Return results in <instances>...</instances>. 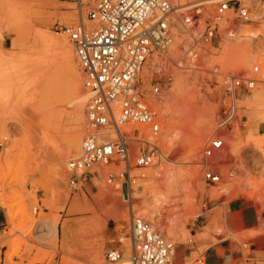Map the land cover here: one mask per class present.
<instances>
[{"label":"rangeland","instance_id":"rangeland-1","mask_svg":"<svg viewBox=\"0 0 264 264\" xmlns=\"http://www.w3.org/2000/svg\"><path fill=\"white\" fill-rule=\"evenodd\" d=\"M50 1L59 6L60 11H72L77 17L75 23L78 22L79 18L74 11L73 3L68 0ZM256 2L264 7V0H256ZM232 19L234 16H231L229 21ZM198 25L199 27L196 26L188 35H183L181 29L178 30L181 35L177 46L171 47L161 56L152 55L150 60V62H163L161 69H154L153 76V80L161 86V92L158 95L146 96L149 104L152 100L156 101L155 107L151 106V108L156 112L161 124L160 133L155 136L160 138L159 150L168 159L176 160L177 166L186 169V178L180 182V188L183 189V185L190 182L189 179L194 180L193 186H196L194 188L203 187L199 194H195V197H198L195 210L178 226L182 227L179 228L180 231L187 234L186 239L176 243L173 239L166 238L172 240L176 244V252L181 253L179 264H204V255L213 247L221 248V253L228 258L224 259L226 260L224 264H264V105L258 103L252 107L247 105L248 99L257 90L264 89V82H258L249 90L241 88L236 92L238 97L236 119L240 138L235 146L232 140L234 122L228 128H217L219 117L228 100L224 85L226 77L240 73L249 76L253 68L258 66L260 71L255 78L258 80L264 78V13L261 10L254 15L251 7L249 22L234 19L230 25L234 30L233 36L227 34L228 24L224 27L219 25L221 31L215 34L211 42L199 45L198 56L194 61L188 50L193 42L191 35L199 39L206 24L201 20ZM62 29L63 26L59 24L52 28L56 33H62ZM11 43L9 34L0 31V48L9 50ZM231 43L249 48L251 50L249 57L244 58L237 48L227 50L226 45ZM193 65L195 67H192ZM215 67H219V70L215 71ZM79 74L83 89L79 99H75L71 94V78L67 75L61 85L49 95L37 116L30 110L26 111V114L23 112L25 117L21 113L17 119L0 122V131L4 127V132L0 135L2 223L0 264H63L64 258H67L70 264H102L106 251L117 247L115 227L119 229L129 222L130 218L125 222L108 219L107 228L102 232L98 242H103V245L108 244L109 247H104L100 251L94 248L90 255H86V251L76 256L72 254L70 249L74 246V242L63 232L61 243L57 236L52 237L47 244H42L36 237V230L42 221L58 223L60 228V222L63 225L70 219L65 207H60L58 203L62 199L64 189L70 186L71 175L67 184L56 185L54 182L57 172L38 169L32 157L37 149V146H33L37 143L35 141L39 142V136L41 137V134L48 130H52L60 144L64 146L70 135L79 129L81 144L85 133L87 96L83 86V74L81 71ZM178 79L186 81L184 92H179L177 89ZM141 80L145 83L142 78ZM156 105H162L163 112L166 111V122L161 120V113ZM79 116L82 117L77 121ZM35 119L39 122L33 133L35 136L32 135L33 140L26 127L34 123ZM161 137L166 138L165 144L161 143ZM216 137L224 141L225 148L217 156L220 159L219 164L212 167L214 172L220 174L221 180L212 184L203 177L205 170L203 149L212 138ZM30 138L32 142L28 143ZM29 144L34 149L29 148ZM143 146L144 144L140 142L139 150L134 155L129 153L131 174L137 177V184L134 187L138 186L141 195L132 204L125 201L126 187L115 189V186L108 184L106 174L109 171L100 168L94 172L91 170L80 178L73 192L82 193L85 188L91 197L100 191L101 184L104 183L111 192V198L102 202L103 207L98 206L99 213H103V209L105 211L115 209L128 214L132 211L130 215L151 221L160 228L163 220L152 209L156 205L153 189L143 184L146 180L153 179L149 176L150 169H158L161 165L168 166L169 162L168 159L158 158L147 169L135 168V160ZM80 151L81 146L75 154L78 155ZM123 168L124 164L121 169L111 172ZM142 174H145V178L141 177ZM194 176L196 179L192 178ZM118 191L121 192V198L118 197L120 200L113 196V193ZM116 201L118 205L121 202L123 209ZM2 203L11 208L13 219L9 217L8 207L2 206ZM35 208L39 209L37 213L34 211ZM239 211H243L246 215H237ZM52 214H54L53 218ZM91 215L92 213L85 216Z\"/></svg>","mask_w":264,"mask_h":264},{"label":"built area","instance_id":"built-area-1","mask_svg":"<svg viewBox=\"0 0 264 264\" xmlns=\"http://www.w3.org/2000/svg\"><path fill=\"white\" fill-rule=\"evenodd\" d=\"M75 5L79 20L63 26L72 44L86 90L85 133L80 153L69 160L72 174L69 185L76 189L80 178L97 165L122 162L120 171L106 174L108 184L115 189L126 187L125 201L131 203L137 177L131 174L129 145L131 140L144 144L135 160V168L147 169L158 158L167 160L154 141L161 124L148 103L147 94L158 95L161 86L152 80L149 88L140 73L150 56L165 54L174 41L175 31L194 29L200 20L206 24L199 39L192 37L189 54L195 60L201 43L211 42L219 33V21L230 14L234 19L250 21L251 2L255 0H68ZM227 25V34L233 36ZM219 67H215L218 71ZM259 67L245 73L227 76L224 80L228 100L219 117L217 128L232 126L237 118L241 88L251 89L258 80ZM170 80V79H169ZM141 125L134 139L126 126ZM140 137H143L142 139ZM144 140V141H142ZM157 141V140H155ZM225 148L220 137L212 138L203 149L204 179L216 184L220 174L211 163ZM145 178V174L141 175ZM41 203H39V206ZM35 213L39 211L34 209ZM117 247L108 249L102 264H168L176 254V244L167 239L156 225L144 218L131 215L126 226L116 229Z\"/></svg>","mask_w":264,"mask_h":264},{"label":"bare ground","instance_id":"bare-ground-1","mask_svg":"<svg viewBox=\"0 0 264 264\" xmlns=\"http://www.w3.org/2000/svg\"><path fill=\"white\" fill-rule=\"evenodd\" d=\"M251 7L254 15L261 10L264 13V7L257 3L256 0L251 2L250 8ZM230 17V14H228L220 20V27H224L228 24ZM76 19L77 17L72 11H60V7L50 0H0V31L7 32L12 40L11 49L2 50L0 48L1 123L5 120L17 119L21 113L30 110L37 116L46 100H48L49 95L61 85V82L64 78L66 79L67 75H70L71 78V94L75 99L80 98L83 92L79 74L81 69L77 61L75 50L64 31H62V33H56V31L54 32L52 30L53 26L56 24L69 26L75 23ZM198 27L199 25H197V28ZM191 30L192 29H181L180 32L183 35H188ZM178 32L179 31H175L174 41L168 50H170L171 47L177 46V41L180 39L179 36L181 35ZM234 48H237V50L244 55V58L249 57L251 52L249 48L240 47L232 43L226 45L227 50H233ZM151 58L152 56H150L140 73V78L145 82L146 88H149L153 80V76L155 75L154 69H161L163 66V62H150ZM192 62L193 61H191V63ZM196 64L197 63H195V65ZM148 65H150V67ZM195 65L192 67H195ZM146 66H148V68ZM185 83V79L177 80L176 86L179 92H184ZM256 103H258V105H264V89L257 90L254 95L248 99L247 105L252 107L255 106ZM155 104V100L150 101V106L155 107ZM185 105L186 102L184 106ZM156 108H158L161 113V120L166 122V111L165 113L163 112L162 105H156ZM25 114L23 117L26 116ZM81 117L82 116H79L77 121H79ZM38 122L39 121L35 119L34 123L26 127L31 137L35 136L33 133L38 126ZM124 130L130 133L131 139H134L135 130L143 131V126H126ZM239 130L238 121L236 119L234 120L232 131L234 146L240 138ZM3 132L4 127H2L0 131V135H2ZM80 137L81 132L77 129L70 135L68 142L62 146L58 137L52 130H48L41 134V137L39 136V142L35 141L37 143L33 145L34 147L37 146L35 152L33 151L34 155L32 157L33 163H36L34 165H37L38 169L41 168L45 172L56 171L58 174L54 182L56 185L67 184L70 175H72L68 171V160L77 156L75 152L80 149ZM140 138L142 139L143 137ZM162 138L163 137H161V143L165 144L166 138ZM144 140L154 141L157 144L160 142V138H153L149 135H147ZM27 142L31 143V138ZM202 145L203 142L200 148ZM33 146L30 145L29 148L34 149ZM129 147L130 155H134L140 148V142L131 140ZM214 158L211 163L215 165L219 164L220 159L217 156ZM168 162V166L161 165L158 169H150L149 176L153 179L150 181L146 180L144 182L145 184H142L153 189L156 205L153 206V208L151 205V208L163 220L162 224H160V228L158 225L154 224L165 237L171 238L178 243L187 237L184 231L179 230V228L182 229V227L178 226L188 214H191L192 211L195 210L198 198L195 197V194H199V191H201L203 187L199 189L194 188L196 187L193 186L194 180L192 181V179H189L190 182L185 186L183 185V189L180 188V182L186 178L187 171L185 168L177 166V161L173 160V158L168 159ZM122 166V162L115 161L106 165L102 164L94 167L92 172L97 168L111 172L121 169ZM192 178L196 179V176ZM137 187L138 186L133 187L134 192L132 196L134 197H132L131 204L141 197ZM100 188V191L90 197L85 188L82 193H74V188L69 186L64 189L62 199L58 203L60 207H65L67 216L70 217V219L63 223L62 232L69 240L74 242V246L70 249V252L75 254V256L85 252L86 249H94L102 232L107 228L108 219L125 222L130 218L129 215L132 213V211L131 213L129 212V214L123 213L115 209L112 211H105V209H103V213H99L98 206L100 208L103 207L102 202L111 198V192L108 186L102 183ZM120 195V191L113 193V196L117 198L120 197ZM213 196H216L215 192ZM120 203L119 205L122 207ZM2 206L8 207L9 217L13 219L14 214L11 208L5 203H2ZM91 213L92 215L87 216L88 219H86L85 215ZM74 224H79V226L73 229L72 225ZM103 244V242L100 243V250L104 248ZM180 259L181 253L176 252L168 264H179ZM63 264H70V261L64 258Z\"/></svg>","mask_w":264,"mask_h":264},{"label":"crops","instance_id":"crops-1","mask_svg":"<svg viewBox=\"0 0 264 264\" xmlns=\"http://www.w3.org/2000/svg\"><path fill=\"white\" fill-rule=\"evenodd\" d=\"M53 206V204H52ZM51 206V209H53ZM55 214V213H54ZM54 214H52V218L54 217ZM237 215L239 216H243L246 215V213H244L243 211H239L237 213ZM86 219H88V217H86ZM87 221V220H86ZM1 219H0V225H1ZM76 226H79L74 224L72 225V228H76ZM56 233V235H55ZM55 236L58 237L60 243H61V239H62V224L60 222V228L58 223H54L52 221L49 220H44L42 221V223L39 225V228L36 230V237L37 239L42 243V244H47L50 239L52 237L55 238ZM95 250L96 251H100V243L98 242L96 245ZM104 247H109L108 244H105ZM92 249L88 250L86 249V255H90L92 254ZM226 258V260L228 259L225 255H223L221 253V248H217V247H213L210 248L206 254L204 255V264H224L226 263V260L224 261V259Z\"/></svg>","mask_w":264,"mask_h":264}]
</instances>
